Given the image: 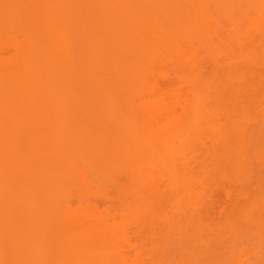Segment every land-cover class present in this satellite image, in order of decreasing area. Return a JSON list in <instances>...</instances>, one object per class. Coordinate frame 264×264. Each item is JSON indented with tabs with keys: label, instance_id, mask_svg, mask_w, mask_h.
Segmentation results:
<instances>
[{
	"label": "bare ground",
	"instance_id": "bare-ground-1",
	"mask_svg": "<svg viewBox=\"0 0 264 264\" xmlns=\"http://www.w3.org/2000/svg\"><path fill=\"white\" fill-rule=\"evenodd\" d=\"M258 39L264 44V0H0V264H109L115 255L88 260L80 247L102 242L110 224L56 201L51 178H87L70 164L76 154L99 172L142 155L152 167L164 156L149 131L140 135L150 115L132 120L148 106L139 94L156 96L167 122L154 139L179 160L187 151L198 157L209 130L217 146L242 141L248 115L236 103L249 105L255 92L235 89L245 74L229 72L242 57L264 75V59L253 56L264 47ZM218 63L229 72L216 89L205 64ZM218 114L239 120L223 129L211 123ZM180 188L184 195L193 187ZM148 194L143 219L163 204Z\"/></svg>",
	"mask_w": 264,
	"mask_h": 264
},
{
	"label": "rangeland",
	"instance_id": "rangeland-1",
	"mask_svg": "<svg viewBox=\"0 0 264 264\" xmlns=\"http://www.w3.org/2000/svg\"><path fill=\"white\" fill-rule=\"evenodd\" d=\"M259 46L253 49V56L263 61L264 47ZM241 58L238 62L235 60L237 64L234 62L236 65L230 72L224 64H205V71L211 81L216 82V89L226 81L229 72L245 74L232 83L235 89H241L246 96L252 90L255 92L249 105L236 103V106L246 108L248 115L242 131L243 140L239 143L217 146L209 130L210 135L197 144L198 157L194 158L187 151L179 160L172 154V147L160 151V143L154 138L161 135L167 119L159 117L161 108L156 96L139 94V102H146L148 106L132 120L141 121L144 114L150 115L149 126L144 127L142 122L140 135L146 139L149 131L155 141V153L164 156L155 155L152 167H148L149 160L142 155L135 161L108 164L99 172L93 169L88 155L76 154L70 164L82 171L85 169L88 180L86 177L80 179L82 181L71 178L72 174L64 180L56 179L57 174L51 178L55 183L49 179L51 186L57 187L54 192L57 194L53 195L58 196L56 201L60 198V202H69L67 205L70 207L71 204L72 210L81 211L82 207L92 210L102 223L112 227L102 242L80 247L83 258L98 253L115 255L109 264H264V80L261 79L264 75L261 66L245 64ZM243 80L247 82L245 85ZM176 82L185 96L191 98L187 84ZM204 90L202 101L210 110L212 89L206 87ZM227 96H222L225 105L230 102ZM211 119L212 124L223 129H228L231 121L239 120L236 116L224 119L221 114L213 115ZM130 126L128 123V128ZM54 133L57 135L56 131ZM211 152L216 157L211 156ZM164 160L168 162L167 169L161 166ZM171 167L176 170L174 173L170 172ZM180 187H193L190 192L194 196L188 191L180 194ZM148 193L158 196L163 204L152 218L143 219L145 215L139 204ZM191 196L199 203L189 200ZM75 233L87 232L80 229Z\"/></svg>",
	"mask_w": 264,
	"mask_h": 264
}]
</instances>
